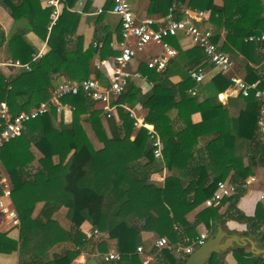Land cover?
<instances>
[{"label":"trees","instance_id":"trees-1","mask_svg":"<svg viewBox=\"0 0 264 264\" xmlns=\"http://www.w3.org/2000/svg\"><path fill=\"white\" fill-rule=\"evenodd\" d=\"M58 1L63 8L49 31L45 27L49 23L50 8L40 10L37 0H22L17 6L4 3L13 23L16 24L27 17L29 30L45 41L48 47L45 55L36 62L29 63L30 79L26 72L9 79L0 75V102L5 103L10 118L48 101L50 87L46 86L42 76L45 71L47 73L49 70L56 71L63 66L70 74L69 81L79 82L83 79V58L95 54V50L92 49L85 53L66 51L65 38L71 33V29L67 30L66 27L75 24L78 18L67 8L77 0ZM221 1V8L214 9L212 0H152L154 6L151 5L149 10L155 7L152 10H160L166 14L174 4H179L196 12L209 10L210 17L216 14L218 19L227 18L230 12L225 44L220 49L224 53L237 52L249 60L256 47L251 41L259 38L260 33L264 31L257 29V26L264 22V17H258V10L264 9L259 0ZM251 11L255 12L251 14ZM247 25H250V28H246ZM22 37V32L18 31L16 35L8 38L7 49L13 60L19 59L25 63L29 62V52L22 59L15 53ZM249 37L252 40L249 41ZM3 41L4 37L0 34V42ZM211 41L213 42L212 36ZM103 51L104 48H101L99 58L103 56L101 54ZM179 53L188 57L187 63L180 66L174 61L170 70L159 76L161 77L159 81L156 82L158 75L148 68L147 72L140 74L147 81L156 82L150 94L141 101V105L147 109L144 123L151 125L159 137L162 167L165 169L190 167L194 169V179L182 187V181L168 176L161 188H155L143 180L132 177L135 171L132 169V172L131 168L135 164L139 166L136 162L142 158L147 135L145 129L139 128L132 140L128 138L134 120L122 106L131 105L138 100L136 99L138 90L128 80L124 92L113 102L119 125L116 127L111 117L106 119L110 138L106 136L99 121V116L103 113L101 109L93 110L92 102L81 92L63 96L59 99L60 105L72 108L71 121L68 125L62 122L54 125L57 113L55 108L49 105L45 114L25 123L19 136L0 147V156L10 184L8 198L19 220L20 264H70L86 246L84 235L78 229L85 218L92 229L98 232L96 245L99 254L106 253L102 240L106 237L115 242L114 249L120 255L118 262L141 264L135 255L137 247L135 228L127 217L120 215L124 209L137 216L145 212L151 213L154 218L152 231L158 237H162L168 235V230L175 223L183 225L184 215L195 208L201 200L209 198L216 183L224 181L230 172L232 175L227 183L234 185L236 190L232 196L221 201H231L237 193L242 192L237 189L251 176L256 165L248 156L247 165L243 167L241 155L244 154L245 142L254 137L260 102L253 98L252 94L245 98L238 94L243 107L237 114L230 115L216 100L218 94L231 87L227 78L223 77L225 73L221 72L201 86L204 99L197 102L196 97L190 93L199 83L194 82L188 72L203 69L196 68L203 60L201 50L194 47L179 52L178 49ZM245 69V83L251 84L255 79L253 70L247 66ZM174 72H177L181 79L176 85L167 81V77ZM94 77L101 78L95 71ZM256 87L264 91V81ZM22 96L25 100L19 102L18 99ZM170 107L177 110V119L184 125L177 133H173L167 127L168 121L163 116ZM86 113L100 132L102 148L99 150L93 149L82 128L81 116ZM193 113H198L201 120L216 117L218 124L205 130L193 131L189 119ZM204 136H210V139L203 145L200 154L191 155L189 153L191 147ZM31 147L40 154L37 160L40 171L33 175L31 182H25L20 179L18 171L34 161L30 152ZM53 157H57L56 163L52 162ZM144 159V167L153 165L154 158L150 148ZM207 171L213 177L205 186L208 179ZM124 196L130 199L125 201ZM38 202L44 204L39 215L32 218L33 209ZM59 207L66 209V219L71 224L69 231L63 230L50 219L52 213ZM237 216V220L248 226L250 233H253L251 230H257V234L253 233L256 238L260 236L264 239V233L260 235V230H264V214L261 213L260 206H256L252 218H245L238 213ZM41 218L45 221L43 222ZM214 218L218 220L217 215ZM64 242L70 243L71 249L54 255L50 260L43 259L52 246ZM15 249L16 243L0 233V253L9 254ZM232 253L236 264H252L250 260L242 258L241 248H234ZM218 255L219 253L211 255L206 264H218ZM163 256H169L168 252L164 251Z\"/></svg>","mask_w":264,"mask_h":264},{"label":"crops","instance_id":"crops-1","mask_svg":"<svg viewBox=\"0 0 264 264\" xmlns=\"http://www.w3.org/2000/svg\"><path fill=\"white\" fill-rule=\"evenodd\" d=\"M21 1L22 0H0V34L4 37V41L0 42V62H18L19 65H26L29 69V63L36 62L43 55H45L48 51V47L46 46L45 41L41 40L38 36H36L29 30L27 17H24L16 24H14L13 20L10 18L8 9L4 5V3L12 6H17ZM37 1L40 10L48 8L45 6V0ZM259 1L264 9V0ZM212 4L214 9H220L222 6V1L212 0ZM128 5L135 20L138 21L147 18L153 20V29H157L158 26H161L163 24L164 17L169 11L168 9L167 13L163 14L160 10H152L155 7L149 10L151 5L154 6L152 0H128ZM109 6V0H77L71 7L67 8L70 13L76 14L78 18L75 24H69L66 27L67 30L71 29V33H68L65 38L66 51H79L80 53H85L88 49L95 50L94 55H87V57L85 56V58H83L82 60L83 79L92 78L98 81H107L112 73L113 57L118 53L116 47L120 43L121 38L119 34L120 30L118 19L116 16L109 13ZM62 8V4L58 3L57 17ZM98 8L102 9V12L99 14L96 13ZM171 9H173L172 15L175 20L190 22L201 30L209 29L212 34L213 43L218 47V49H220L225 44L224 40L227 31V25L228 23H230L228 20L231 15L230 12L228 13L229 16H227V18L218 19L216 14L210 17L209 10L196 12L195 10H188L184 5L179 4H174ZM214 11L216 12L219 10ZM258 11V17H264V10ZM254 12L255 11H251V14H253ZM232 20L235 19L232 18ZM245 27L250 28V25H247ZM45 28L47 31H49L50 29L49 25H46ZM257 29L264 30V22L263 24L258 25ZM18 31L22 32L23 37L21 39V43L16 48L15 53L17 55H20L19 57L22 59L25 58L26 54L29 52V62L22 63L19 59L13 60L9 56L7 49V39L16 35ZM260 37L261 38L255 41H251L256 44L255 53L252 54L251 57L249 56L251 60H246L237 52H225L232 61L231 69L223 74V77L225 79L233 75L246 82L245 68L247 66L253 70L255 76L252 84H255L257 86L264 81V31L260 33ZM164 41L172 50H174L175 55L169 61V64L163 73H155L158 75L156 82L161 79V77H159L160 75L170 70L171 65L174 61L177 62L180 66L187 63L188 57H186L184 54H178V49L179 52H184L194 48L190 40L182 33H177L176 36L166 37L164 38ZM101 48H104V51L101 53L103 56L99 58L98 53ZM159 52L160 47L158 45L147 44L144 49L139 52L126 67V71L130 74L128 81L133 85L135 89L138 90L136 98L138 100L133 102V104L131 105L122 106L124 111L128 112L130 117L134 120L133 128L128 135L129 140L133 139L137 129L139 128H143L145 130H153L151 125L145 124L143 121L144 117L147 114V109L145 107H142L141 101L145 98V96L150 94L151 88L156 82L154 83L152 81H147L140 74L148 71L144 65V62L149 57L155 56ZM199 67L203 68L202 71L204 74V78L196 87H194L193 91L190 93L192 96L196 97L197 102H200L204 99V92L201 90V86L209 82L210 79L218 73L207 64L204 58L196 68ZM29 71L30 69L28 71H24L21 67L17 66L0 67V75L5 79L12 78L22 72H26V76L28 77V79H30ZM94 71L101 76L100 79H96L94 77ZM42 76L46 86L50 87L49 99L51 98L52 90L59 84L63 82H72L69 81L70 74L65 68H63V66H61L59 69H56V71L49 70L48 73L47 71H45ZM180 80V76L177 72H174L169 77H167V81L172 85L178 84ZM24 100L25 97L23 96L19 97L18 99L19 102H22ZM175 100H177L176 96ZM216 100L223 106L225 110L228 111L230 115L237 114V112H239L243 107L242 100L238 98V93L233 87H228L224 92L218 94L216 96ZM92 108L93 110H97L100 108V106L92 103ZM56 113L57 118L56 121L53 122L55 126L58 124V122H62L65 125H68L70 123L72 114V108L70 106L59 105V109L56 111ZM110 115V117L114 120L115 126L117 127L119 125V122L116 116L115 108H113ZM163 116L168 121L167 127H169L173 133H177L183 129L184 125L182 121L177 119V110L175 108L170 107ZM81 119L82 128L93 149H101L102 143L100 132L91 120V117L88 113H86L85 115L81 116ZM106 119L107 118L104 117L103 113L100 114V124L102 125L106 136L110 138ZM189 119L193 131L205 130L218 124V119L216 117L208 120H201L198 113H193ZM209 139L210 136L200 137L197 140V143L191 147L189 153L193 156L200 154L203 145ZM245 143L246 146L244 154L241 155V164L243 167L246 166L248 162L247 157L249 156L250 158H252L251 161L253 162V164L256 165L252 169L251 176L246 178L244 184L239 189H237V191L242 190V192L237 193V195L235 194L236 196L234 195L235 197L231 201H221L213 207H206L204 205V201L207 198L201 200L195 208L184 215L183 225L175 223L173 226H176L177 229H174L172 226L168 230V235H163V237L167 239L168 243L171 246L178 244L185 238L187 240H193L200 234H204L207 239L212 235H210L211 232H213L214 234L216 225H218L224 233L228 235L233 234L239 237L248 238L254 243L256 249L263 251L261 255H254L250 252L248 245H245L243 247L233 245L230 249L219 253L218 264H236L232 250L237 247L241 248V251L243 252L242 258L244 260H250L252 264H264V248H262V246H264V239H261L260 236L256 238L254 234H257V230H251V232H253L254 234L250 233L248 226L244 222L237 220V213L245 218H252L254 216L256 206H260L261 213L264 214V132L259 129L257 124L253 139L250 141L247 140ZM149 148V141L148 139H146L142 151V158L140 159V161L136 162L139 166H136L135 164V166L131 168V171L132 169L135 171H132L134 173L132 176L133 178L143 180L147 184L153 185L155 188H161L164 179L168 176H173L182 181V187H185L189 181H192L194 179V169L190 167L184 169H177L174 167L165 169L162 167L161 158L154 159V163L152 166L144 167V158L145 155L148 154ZM30 152L33 154L34 161L19 169L18 171L20 179L25 182H31L33 175L40 171V167L37 163V160L40 158V154L33 147L30 148ZM52 162L56 163L57 157H53ZM207 174L208 179L205 186L210 183V179L211 177H213L209 171H207ZM231 175L232 172L227 175L224 181L229 182ZM9 185L10 184L8 176L6 174V167L4 165L2 157L0 156V197L4 190L9 189ZM129 199L130 198L127 196L123 197V200L125 201H128ZM7 201L12 206L9 198L7 199ZM43 204V202H38L35 204L32 212V218H35L39 215ZM65 213L66 209L64 207H59L55 212L52 213L50 219L56 222L58 226L63 230L69 231L71 228V224L66 219ZM120 215L122 217H127V220L131 222L133 227L135 228L136 244L141 248V252L135 253V255L138 257V260L139 262H141V264L182 263L181 261L183 260V256L174 255L166 250L158 252L153 247V242L158 238V235L152 231L154 218L151 213L145 212V214L137 216V214L131 213L128 210L124 209V211H122ZM216 215L218 217V220H215L214 218ZM261 217L263 216L261 215ZM41 219L43 222L45 221L44 218ZM78 229L82 234H84L85 232L92 229V227L89 225L87 219L85 218ZM260 231V235H262L264 233V230L261 229ZM246 232L249 233L245 234ZM0 233L5 234L8 239L16 243V249L13 252L9 254L0 253V264H20L19 228L10 227L4 217L0 215ZM96 239L97 238L85 241V249L80 251L79 255L74 260H72L70 264H83L91 251V254H98L96 245V243H98V240ZM102 240L104 241V245L106 247V253L115 251V242L113 240H108L106 237H103ZM67 249H71L70 243H58L57 245L52 246L47 251L43 259L50 260L54 255H60ZM164 251L168 252L169 256L164 257ZM100 262L102 264H108L101 260ZM124 263L129 264L127 263V261H125Z\"/></svg>","mask_w":264,"mask_h":264},{"label":"built area","instance_id":"built-area-1","mask_svg":"<svg viewBox=\"0 0 264 264\" xmlns=\"http://www.w3.org/2000/svg\"><path fill=\"white\" fill-rule=\"evenodd\" d=\"M109 13L116 16L119 23V34L121 41L117 45V55L113 57V70L106 81V86L99 84L98 80L85 78L79 82H63L52 90L51 98L46 102L39 103L36 107L30 109L28 112H20L10 118L7 114L5 103H0V122L2 129L0 130V147L7 141L19 136L23 129V125L43 114L48 110V106H54L56 111L59 109V99L66 95H75L79 92L93 104L99 105L105 118H109L111 111L115 107L114 101L120 96L126 87L127 80L130 74L126 71L127 65L130 61L141 52L147 44H154L160 47V52L149 57L145 61L146 68L152 70L154 73L161 74L165 71L169 61L174 57L175 52L172 50L164 38L176 36L177 33H182L187 37L194 47L201 50L205 61L216 72L225 73L232 67L230 57L218 49V47L211 41V32L209 29H199L190 22L175 20L172 15L173 9H169L167 15L164 17V22L157 29H153L154 21L147 18L143 20H135L127 0H109ZM58 0H45V6L50 8L49 13V28L57 18ZM102 12L98 8L96 13ZM261 38V37H259ZM257 38V39H259ZM255 38V40H257ZM248 40H252L250 37ZM21 67L24 71H28L26 65L21 66L18 62L8 61L0 62V67ZM189 77L196 83H200L204 74L201 69L191 70L188 72ZM228 83L233 87L241 97H248L252 94L253 98L260 102L259 116L257 119V126L264 132V91L258 90L255 84H247L242 79L236 76H229ZM147 139L149 141L151 154L154 159H160V142L156 133L151 130H146ZM235 193V186L225 181L217 182L215 189L211 196L204 201L206 207H213L222 199L232 196ZM9 189L4 190L0 197V215L8 222L9 226L14 228L19 226V220L14 208L7 201ZM177 229L176 226H173ZM84 241H89L98 236L95 229H90L84 234ZM206 240L204 234H200L193 240L186 238L181 240L178 244L171 246L165 237H158L153 242V247L156 251L166 250L174 255H181L185 259L194 249ZM141 248L137 246L135 253H140ZM101 261L118 262L120 255L116 251H110L99 256Z\"/></svg>","mask_w":264,"mask_h":264},{"label":"water","instance_id":"water-1","mask_svg":"<svg viewBox=\"0 0 264 264\" xmlns=\"http://www.w3.org/2000/svg\"><path fill=\"white\" fill-rule=\"evenodd\" d=\"M98 82L101 86H106V81L99 80ZM233 245L239 247L248 245L250 252L254 255H261L263 253V251L255 248L254 243L250 239L233 234L228 235L224 233L218 225H216L214 234L194 249L192 253L184 259L182 264H206L211 255L224 252L225 250L230 249ZM83 264H98V262L92 256L87 258Z\"/></svg>","mask_w":264,"mask_h":264},{"label":"rangeland","instance_id":"rangeland-1","mask_svg":"<svg viewBox=\"0 0 264 264\" xmlns=\"http://www.w3.org/2000/svg\"><path fill=\"white\" fill-rule=\"evenodd\" d=\"M211 234H213V232H211L210 235H211ZM91 253H92V251H91L90 254L87 256V258H90V257L93 256V257L96 259V261L98 262V264H102V263L100 262L101 259H100V257H99V256H101V255H99V253H98V254H94V253L91 254ZM108 264H126V263H124V262L121 261V262H108Z\"/></svg>","mask_w":264,"mask_h":264}]
</instances>
